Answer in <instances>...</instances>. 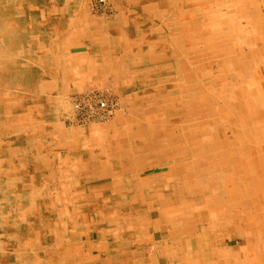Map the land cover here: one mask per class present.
<instances>
[{
    "label": "bare ground",
    "instance_id": "obj_1",
    "mask_svg": "<svg viewBox=\"0 0 264 264\" xmlns=\"http://www.w3.org/2000/svg\"><path fill=\"white\" fill-rule=\"evenodd\" d=\"M0 264H264V0H0Z\"/></svg>",
    "mask_w": 264,
    "mask_h": 264
},
{
    "label": "rangeland",
    "instance_id": "obj_2",
    "mask_svg": "<svg viewBox=\"0 0 264 264\" xmlns=\"http://www.w3.org/2000/svg\"><path fill=\"white\" fill-rule=\"evenodd\" d=\"M100 16H102V15H100ZM84 48H86V47L80 48L77 51L79 53L87 54L88 51H86V49H84ZM91 57H93V56H91ZM68 98L69 97L66 94H64V95H61L59 97V100H58V118H59V122L66 129H67V127L70 128L69 124L71 123L69 121V119H67V114H68L70 103H71V99H68ZM72 109H73V103H72ZM74 111L76 112L77 109L74 108ZM75 114H77V113H75ZM77 120L80 121L81 123H85L88 120V118H87V116L78 115L77 116ZM63 123H65L66 127H65V125ZM81 125H85V124H81ZM88 125L89 124H86V126H88ZM86 135L88 136V134H86ZM83 137H84V135H83ZM196 230L198 231V229H196ZM234 240H236L235 238H233V242L236 243L237 241H234ZM226 244H227V242H224V245H226Z\"/></svg>",
    "mask_w": 264,
    "mask_h": 264
},
{
    "label": "crops",
    "instance_id": "obj_3",
    "mask_svg": "<svg viewBox=\"0 0 264 264\" xmlns=\"http://www.w3.org/2000/svg\"><path fill=\"white\" fill-rule=\"evenodd\" d=\"M196 229H198V231L196 230V232H199V228H196Z\"/></svg>",
    "mask_w": 264,
    "mask_h": 264
}]
</instances>
